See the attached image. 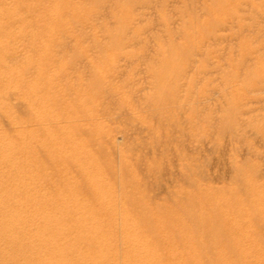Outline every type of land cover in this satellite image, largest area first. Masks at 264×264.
I'll use <instances>...</instances> for the list:
<instances>
[{
	"label": "rangeland",
	"instance_id": "1",
	"mask_svg": "<svg viewBox=\"0 0 264 264\" xmlns=\"http://www.w3.org/2000/svg\"><path fill=\"white\" fill-rule=\"evenodd\" d=\"M163 1L167 4H165ZM213 3L214 5H212ZM15 5H20V8L18 7L19 11L17 12H15V10H11V7L12 9H14L13 7ZM0 8L5 12H8L9 10L10 13H8L12 14L13 12L14 15V17L12 15L13 19L11 18L10 20L12 26L9 23L4 24V22L0 21V32L4 30V27L8 29L13 27L12 30L14 31V33L13 31H10L9 33L5 34V37L7 36V46L5 45L6 47L0 48V61L4 60V62H8V64L4 67H32L36 69L43 65L42 67L44 69L62 68V70L67 72V74L69 76H72V78L76 77L77 74L79 75V79L81 80L82 84L84 83V86L82 87L81 85V87H76L77 85H74V87L78 88L79 90L81 89L82 92H85V90L88 91L89 89L92 90L93 88L95 89L93 90L96 92L97 88H99L98 90H101V92L104 93L100 97L98 95L101 94L98 90L95 95H93V90L89 91V93L93 92V94L91 93L90 95L94 96V98L92 96L91 99L93 106L92 112L94 111V114L91 112L89 114L90 116H84L85 118L81 117V121L79 122V124L81 122L84 123H81L82 128L80 130L83 131L82 135H85L87 126L89 127V125L93 122V125L107 123L105 125H107L110 130L113 129V132L111 131L108 134V138H100V142H103V144L98 143L99 145L101 144L100 146L98 144H94L96 142H90L88 145L90 147H88L89 151L91 155L96 157V159L101 163L104 169L107 170L104 171H106L107 173L110 172L111 181L115 178L114 175L120 176L123 182L128 181L129 209L131 210V213L138 219L139 223H141L145 227H147L148 225L150 226L152 230L151 239L155 240L157 245L160 244L162 249L165 251L167 249H164V245L166 246V248L167 246L168 248H171L173 247L174 243H178L182 246V251L186 250L184 251V255H186V257L184 258H186V260H188L189 256L195 252L197 253V256L200 257V259H202L203 257L209 259L208 260L203 258V264H208L209 262L210 264H223L224 262L225 264H246V262L247 264H256L254 262L256 260L258 264H264V256H261L264 255V252H262L264 251V244H262L264 243V186H262L264 185V168H262L264 167V147H262L264 146L262 145L264 144V142H262L264 141V129H262L264 128V104H261V102L264 103V98H262V100L260 99L261 97H264V91H262L264 90L262 89L264 88V60H261L264 59V57H262L264 56V11H262L264 10V0H0ZM16 19H19L18 21L20 22L16 21ZM109 23L110 25H108ZM18 24L23 25V32L18 31ZM8 25H10L11 27ZM21 25L20 28H22ZM74 31L76 34L74 33ZM25 38H29V40H25ZM107 40L109 43L107 42ZM117 41L125 45V48L123 50L119 49V51H121L120 53H123L121 55L119 54V51H117L118 48H114V43H118ZM54 52L57 53L55 54ZM219 52L221 53L219 54ZM81 55L83 56L80 57ZM124 55L129 58L125 59ZM243 56L246 58H244ZM118 59L124 65L123 67L128 69H125V73L129 74L128 79L131 80H128L130 81V84L128 83V87H130L128 89V96L130 98L128 97L127 119V124L129 125L126 124V121L125 126L123 122L124 116L122 113L117 115V111L115 110L116 112L114 111V113L116 114L112 115V108L114 107L115 98L112 100V95L111 97H107L110 93L103 89L100 81L94 80L91 76L93 73H95V68L98 70H96V72H100L104 71L103 68L109 69L110 67L111 69H109L108 71L111 70L116 76H114L112 73L111 75H109L111 71L109 73L106 71L107 74L106 72H104L102 73V75L106 74L108 80H110L111 78H109V76H113L115 77V79L116 77L119 78L121 81H123L122 83H120L121 81H119V79H116L115 81L112 77L111 84L122 86L125 82L124 80L126 78V74H124V76H121L123 74L120 75V72H122L123 68H121L122 70L119 71V67H121L122 64ZM254 59L256 60V62ZM223 60L224 62L222 63ZM77 62H80L81 64H77ZM83 62L84 64H82ZM116 62L119 64H116ZM99 64L102 66H100ZM112 65L116 68L112 67ZM42 67L40 68L43 69ZM260 67L262 68L259 70L258 68ZM90 71H93V73H91ZM258 71H261L262 74ZM85 74H87L88 76H86ZM117 75L120 76L118 77ZM131 77L133 79H131ZM241 79L242 81H240ZM237 80L239 83L237 82ZM89 81L92 82L90 87L89 85H85V83L87 84ZM260 81L262 83H260ZM259 84L262 85L260 86ZM59 86L58 87L60 89L64 90V84H60ZM99 86H101L102 89ZM84 87H87L88 89H84ZM231 87L234 88L233 91ZM249 87H251L252 89ZM59 88L58 91L60 90ZM259 88L262 89V92H260ZM235 90H237V92ZM60 92L64 91L60 90ZM237 93H239V98H237ZM245 94L248 95L247 99ZM103 95H105L107 98L103 97ZM98 97L99 102L97 99ZM255 97H257V100L255 99ZM66 99H68L66 102H68L70 105L67 106L66 102L65 105L68 108L71 107L73 109L72 106L75 107V105H73L74 100H72V97L67 96ZM69 99L72 101H70ZM100 99H103L102 101L106 100L103 106V103H101L102 101ZM258 99L261 102L258 101ZM140 101H142V103ZM237 102L241 103V105ZM106 104H108V107L106 106ZM110 104H112L113 106H110ZM97 105L100 107H98ZM130 106L131 108L129 110ZM76 107L73 109L74 111H76L75 109H79V107ZM97 107L98 109L100 108L99 110H101L103 113L100 111V114L97 110ZM110 107L112 110L108 109ZM260 107L262 110H260ZM133 108L136 110H134ZM106 109L111 111V113L109 111H106L105 113L104 111ZM95 110L97 111L95 112ZM78 113L81 112L78 110ZM112 117H114V119H112ZM102 120L105 121V123H102ZM112 124H115L116 128L119 127V129L114 128L115 126L113 127ZM83 125L86 127L85 129H83ZM169 125L171 126L168 128ZM173 125L175 126V129H173ZM122 126L124 127L122 128ZM125 129H127L128 131H124ZM82 131H80V133ZM114 132L117 135H115ZM122 132L127 134L126 139L128 143L131 144H128V148H125L123 143L119 142L116 139V137L118 135H121ZM181 133L183 134V136H181ZM114 136L115 139H112V137L114 138ZM171 137L173 138V140L171 139ZM161 138L163 141H159ZM180 139L185 140V142L181 141ZM253 140L255 142H253ZM174 141H177L175 142L177 143L176 145ZM112 143L115 148L113 145H111ZM105 144H108L107 146L112 149L108 150V147L106 148ZM230 144L231 146H229ZM97 145L100 149H95ZM102 146H105V148H103ZM132 146L135 149H133ZM258 146L260 148H258ZM123 147L125 148V152H122ZM171 147H174L173 152ZM197 147L201 149L198 150ZM254 147L255 150L253 149ZM236 148L238 151L236 150ZM98 149L99 151H97ZM104 149L107 150L108 153H105L106 151L104 152ZM177 150L183 152V154L178 152ZM110 151L114 152V155H116L114 156ZM153 153L156 156H154ZM110 154L113 156L108 159V155L110 156ZM174 154L175 156H173ZM177 154H180V156L178 157ZM203 154L206 156H204ZM127 155L130 156L128 157ZM244 155L246 156L245 158ZM116 156L118 158H116ZM123 156H127V160H130L131 158L133 162L132 163L130 160V164V162H127L126 160V162L129 163L128 171L132 172L127 173L125 171V175L123 174L124 172L121 167L125 162V160L122 159ZM182 156L184 157V159H186L188 156L189 160L187 159V161L191 164H188L186 160H181L183 158ZM134 162L136 165L134 164ZM229 162H231L233 165ZM214 163L215 166L219 165L221 168L217 166L214 167ZM109 164L111 168H109ZM132 164L133 166H131ZM184 164L187 165V170L186 168H184ZM134 165L135 167L137 166V170ZM179 166L180 168H178ZM188 167L192 171H188ZM222 167H224V169ZM226 167L228 169L232 167V171L230 169L227 170ZM68 168L72 171H75V167L72 164L71 166L69 165ZM129 168H132L133 170H130ZM217 168L219 170H217ZM225 168L228 172L225 170ZM174 169H177V171H175ZM133 171H137V173H134ZM197 171L199 172V174ZM217 171L219 173H217ZM223 171L225 172V174ZM189 172H192L190 173L191 177L188 174ZM184 173L188 174L189 176H184ZM134 175L135 177H133ZM197 175L199 177H197ZM200 175H204L205 177H207L204 180V176L201 177ZM215 175L217 178L215 177ZM247 176H249L250 178ZM136 177L139 183L138 181H134L136 180ZM232 177L234 180L232 179ZM78 179L81 180L80 183H78L79 180L77 182V187L80 184L78 189L82 192H85L87 190L86 185L82 184L84 182L82 181L81 177H78ZM226 180L228 181L226 182ZM113 181L114 183L116 182V184L118 182L116 180ZM135 182L138 184H136ZM171 183L173 184V186ZM134 185L136 187L135 189H132ZM168 185L170 186L168 187ZM82 187L86 189L83 190ZM138 189H142L141 192L138 191ZM137 193H141V195H137ZM204 200L206 201V205L204 204ZM227 203H230L229 207L232 208L228 209V206H225ZM239 205L241 206L243 211L240 209ZM246 206L248 210L250 209L249 212L251 215H249L251 217H247L249 216V212ZM187 208L189 209L187 210ZM145 209L146 211H144ZM231 209L233 210L231 211ZM185 210L187 211V213H185ZM188 211L190 212V214L192 212V214L195 215H190ZM197 211L200 212L198 213ZM160 213H162L163 216ZM186 214L188 215V219L185 220L186 216L184 215ZM228 215H230V217ZM243 215L246 216L245 219H243ZM152 216H156L154 218L157 219H153ZM173 216L177 217L173 218ZM178 216L183 221L178 218ZM227 216L229 218H226ZM169 217L170 219H168ZM224 217L226 218L225 221ZM237 217H240L241 221L243 222H245L246 220V224L252 226V228L247 226L242 237L244 240L241 239L240 242L238 241L239 243L235 241V238L233 239V236L235 235L237 230L235 229L234 231V229L232 228L235 225H238L236 221ZM158 218L161 220H164L166 218L169 221L166 220L162 221L161 223V220H158ZM209 220H211L213 223ZM156 222H158V225L161 226L160 229L157 228L158 225L155 226ZM175 222L177 223V227L175 225ZM224 222H228L230 226L228 223L227 226V224ZM161 224H163L164 228L166 229H164ZM252 224H256V226ZM166 225H168V227ZM180 226H184V228H181ZM236 226L235 228H237ZM169 228L170 230H168ZM180 228L181 231L184 230L182 231L183 233H180ZM256 228L259 229L257 230ZM252 231H254L255 234ZM158 232L160 233V235ZM238 232H240V230ZM172 233H174V235H172ZM173 236H175L176 238ZM162 239H164L167 244H165V242L163 243L164 240ZM215 239L216 241H214ZM170 240L172 245L169 242ZM168 242L171 246L168 245ZM249 242L255 243L250 244ZM199 243L201 244V246ZM208 245L211 246L213 251L215 248V251H212V253L214 254H211V257L210 255H208V252L209 254L211 253V250L209 251L210 248H208L210 246ZM217 245L219 247V252L218 248L216 247ZM185 246H187V248ZM235 248L240 250H235ZM249 248L253 250H250ZM169 250L170 249H168V251ZM254 250H256L259 256L256 254V252L254 256ZM198 251H201L200 254H198ZM238 251L239 253L241 252L244 255L240 256L238 254ZM205 252H207V255ZM232 252L234 253L231 254ZM233 255L234 257L237 255V258H234ZM213 257L215 260H213ZM206 260H208L209 262H205ZM235 260L237 263L235 262Z\"/></svg>",
	"mask_w": 264,
	"mask_h": 264
},
{
	"label": "bare ground",
	"instance_id": "2",
	"mask_svg": "<svg viewBox=\"0 0 264 264\" xmlns=\"http://www.w3.org/2000/svg\"><path fill=\"white\" fill-rule=\"evenodd\" d=\"M83 1V0H82ZM140 1V0H139ZM174 1V0H173ZM232 1V0H231ZM262 1V0H261ZM164 2V1H163ZM191 2V1H190ZM17 3V2H16ZM165 3V2H164ZM193 3V2H192ZM211 3V2H210ZM262 3V2H261ZM19 4V3H18ZM53 4V3H52ZM86 4V2H85ZM167 4V3H165ZM260 4V3H259ZM50 5V4H49ZM93 5V4H92ZM95 5V4H94ZM141 5V4H140ZM153 5V4H152ZM214 5V3L212 4ZM14 6L11 10H15V12L19 11V7ZM129 6V5H128ZM171 6V5H170ZM200 6V5H199ZM241 6V5H240ZM5 7V6H4ZM19 7V8H18ZM81 7V6H80ZM101 7V6H100ZM215 7V6H214ZM213 7V8H214ZM242 7V6H241ZM259 7V6H258ZM8 8V7H6ZM108 8V7H107ZM187 8V7H186ZM203 8V7H202ZM1 9V8H0ZM154 9V8H153ZM194 9V8H193ZM215 9V8H214ZM95 10V9H94ZM102 11V9H101ZM199 11V10H198ZM226 11V10H225ZM229 11V10H228ZM231 11V10H230ZM264 11V10H262ZM10 13V11L8 10ZM8 12L0 10V21L4 22V24H10L11 18L13 19L14 15L9 14ZM93 12V11H92ZM114 12V11H113ZM162 12V11H160ZM220 12V11H219ZM253 12V11H252ZM21 13V12H20ZM87 13V12H86ZM115 13V12H114ZM182 13V11H181ZM206 13V12H205ZM242 13V12H241ZM18 14V13H17ZM22 14V13H21ZM85 14V13H84ZM107 14V13H106ZM110 14V13H109ZM185 14V13H184ZM232 14V13H231ZM13 15V17H12ZM20 15V14H19ZM18 15V16H19ZM24 15V14H23ZM87 15V14H86ZM85 15V16H86ZM25 16V15H24ZM109 16V15H108ZM196 16V15H195ZM198 16V14H197ZM235 16V15H234ZM246 16V15H245ZM20 17V16H19ZM89 17V16H88ZM128 17V16H127ZM244 17V16H243ZM23 18V17H22ZM21 18V19H22ZM80 18V16H79ZM95 18V17H93ZM141 18V17H140ZM169 18V17H168ZM223 18V17H222ZM231 18V17H229ZM239 18V17H238ZM155 19V17H154ZM15 20V19H14ZM19 20V19H18ZM16 19V21H18ZM67 20V19H66ZM80 20V19H79ZM107 20V19H106ZM161 20V19H160ZM173 20V19H172ZM198 20V19H197ZM214 20V19H213ZM219 20V19H218ZM58 21V20H57ZM99 21V20H98ZM129 21V20H128ZM209 21V20H208ZM261 21V20H260ZM20 22V21H18ZM17 22V23H18ZM89 22V21H88ZM94 22V21H93ZM126 22V21H125ZM139 22V21H138ZM173 22V21H172ZM216 22V21H215ZM241 22V21H240ZM15 23V22H14ZM13 23V24H14ZM54 23V22H53ZM87 23V22H86ZM136 23V22H135ZM155 23V22H154ZM174 23V22H173ZM210 23V22H209ZM61 24V23H60ZM141 24V23H140ZM8 25V26H10ZM21 25V24H20ZM18 24L17 29L19 32H23V25L20 28ZM99 25V24H98ZM97 25V26H98ZM110 25V23L108 24ZM107 25V26H108ZM114 25V24H113ZM121 25V24H120ZM169 25V24H168ZM213 25V24H212ZM231 25V24H229ZM10 26V27H11ZM96 26V25H95ZM138 26V25H137ZM234 26V25H233ZM16 27V26H15ZM19 27V28H18ZM59 27V26H58ZM61 27V26H60ZM88 27V26H87ZM163 27V26H161ZM217 27V26H216ZM226 27V26H225ZM77 28V27H76ZM91 28V27H90ZM111 28V27H110ZM0 33V48H4L7 46V36L5 37L6 33L13 31V27L3 28ZM6 29V30H5ZM16 29V30H17ZM104 29V28H103ZM165 29V28H164ZM217 29V28H216ZM222 29V28H221ZM83 30V29H81ZM80 30V31H81ZM99 30V29H98ZM163 30V29H162ZM166 30V29H165ZM179 30V29H177ZM219 30V29H218ZM158 31V30H157ZM17 32V31H16ZM78 32V31H77ZM98 32V31H97ZM102 32V31H101ZM206 32V31H205ZM259 32V31H258ZM14 33V31H13ZM60 33V32H59ZM75 33V31H74ZM79 33V32H78ZM77 33V34H78ZM103 33V32H102ZM106 33V32H105ZM143 33V30H142ZM172 33V32H171ZM229 33V32H228ZM227 33V34H228ZM3 34V35H2ZM24 34V33H22ZM70 34V33H69ZM76 34V33H75ZM206 34V33H205ZM221 34V33H220ZM261 34V33H260ZM20 35V34H19ZM80 35V34H79ZM83 35V34H82ZM100 35V34H99ZM168 36V35H167ZM172 36V35H171ZM80 37V36H79ZM101 37V36H100ZM157 37V36H156ZM120 38V37H119ZM132 38V37H131ZM135 38V37H134ZM214 38V37H213ZM54 39V38H53ZM165 39V38H164ZM184 39V37H183ZM223 39V38H222ZM25 40H29V38H25ZM31 40V39H30ZM83 40V39H82ZM100 40V38H99ZM103 40V38H102ZM137 40V39H136ZM159 40V39H158ZM186 40V39H185ZM208 40V39H207ZM232 40V39H231ZM78 41V40H77ZM76 41V42H77ZM106 41V40H104ZM166 41V40H165ZM72 42V41H71ZM108 42V40H107ZM118 42V41H117ZM226 42V40H225ZM246 42V41H244ZM254 42V41H253ZM60 43V42H59ZM91 43V41H90ZM109 43V42H108ZM116 43V42H115ZM114 43V48H118L117 51L123 50L125 45L121 43ZM188 43V42H187ZM234 43V42H233ZM238 43V42H237ZM51 44V43H50ZM83 44V43H82ZM146 44V43H144ZM198 44V43H197ZM206 44V43H205ZM211 44V43H210ZM220 44V43H219ZM6 45V46H5ZM59 45V44H58ZM88 45V44H87ZM102 45V44H101ZM237 45V44H236ZM3 46V47H2ZM76 46V45H75ZM176 46V45H175ZM205 46V45H204ZM220 46V45H219ZM225 46V45H224ZM241 46V45H240ZM64 47V46H63ZM71 47V46H70ZM164 47V46H163ZM226 47V46H225ZM78 48V47H77ZM113 48V49H114ZM205 48V47H204ZM212 48V47H211ZM228 48V47H227ZM253 48V47H252ZM144 49V48H142ZM179 49V48H178ZM26 50V49H24ZM59 50V49H58ZM69 50V49H68ZM116 50V49H115ZM195 50V49H194ZM208 50V49H207ZM214 50V49H213ZM218 50V49H217ZM248 50V49H247ZM72 51V50H71ZM77 51V50H76ZM255 51V50H254ZM60 52V51H59ZM119 54H123L120 53ZM137 52V51H136ZM165 52V51H164ZM180 52V51H179ZM225 52V51H224ZM244 52V51H243ZM55 53V52H54ZM57 53V52H56ZM55 53V54H56ZM63 53V52H62ZM92 53V52H91ZM201 53V52H200ZM221 52H219L220 54ZM226 53V52H225ZM127 54V53H125ZM153 54V53H152ZM229 54V53H228ZM242 54V53H241ZM50 55V54H49ZM48 55V56H49ZM68 55V54H67ZM145 55V54H144ZM217 55V54H216ZM234 55V54H233ZM247 55V54H246ZM245 55V56H246ZM55 56V55H53ZM81 55L80 57H82ZM119 56V55H118ZM117 56V57H118ZM125 56V55H124ZM186 56V55H185ZM249 56V55H247ZM253 56V55H252ZM42 57V56H41ZM75 57V56H74ZM94 57V56H93ZM234 57V56H233ZM244 57V56H243ZM250 57V56H249ZM264 57V56H262ZM261 57V58H262ZM57 58V57H56ZM129 58L125 56V59ZM218 58V57H217ZM246 58V57H244ZM251 58V57H250ZM255 58V57H254ZM257 58V57H256ZM260 58V57H259ZM71 59V58H70ZM94 59V58H93ZM116 59V58H115ZM114 59V60H115ZM190 59V58H189ZM206 59V58H205ZM238 59V58H237ZM59 60V59H58ZM75 60V59H74ZM119 60V59H118ZM129 60V59H128ZM141 60V59H140ZM222 60V59H221ZM229 60V59H228ZM250 60V59H249ZM252 60V59H251ZM255 60V59H254ZM264 60V59H261ZM66 61V60H65ZM78 61V60H77ZM104 61V60H103ZM107 61V60H105ZM117 61V60H116ZM120 61V60H119ZM242 61V60H241ZM44 62V61H43ZM96 62V61H95ZM121 62V61H120ZM178 62V61H177ZM221 62V61H220ZM224 60L222 61V63ZM256 62V60H255ZM62 63V62H61ZM94 63V61H93ZM100 63V62H99ZM128 63V62H127ZM126 63V64H127ZM244 63V62H243ZM8 64V62L0 61V264H203V257L197 256V253H192L189 256V259L186 260V255H184V251H182V246L178 243H174L173 247H169L164 245L163 250L162 247L157 245L155 240L151 239L152 230L150 226L147 227L143 226L139 223L138 219L131 213L129 209L128 203V181L123 182L120 176H115L114 179L118 181L117 184L114 181H111L110 172L107 173L106 169L101 165V163L91 155L89 151V143L96 142L94 144L102 143L100 142L101 137H109L108 134L113 129L110 130L108 128L107 123L102 120V123L105 124H97L93 125L89 122V127L87 128L84 126L83 129L86 128V136L82 135L83 131L80 130L82 128L81 117L85 118L84 116H90L89 114L92 112V96L95 95L96 92H90L91 89L85 92H82L81 89L79 90L76 87L84 86L81 80L79 79V75L77 74L76 77L72 78L69 76L67 72L59 68H50V69H43L39 68H18V67H4ZM29 64V63H28ZM50 64V63H49ZM54 64V63H53ZM57 64V63H56ZM66 64V63H65ZM69 64V63H68ZM67 64V66H68ZM76 64V63H75ZM74 64V65H75ZM77 64H81L77 62ZM76 64V65H77ZM84 64V62L82 63ZM88 64V63H87ZM113 64V63H112ZM116 64H119L116 62ZM122 64V62H121ZM231 64V63H230ZM55 65V64H54ZM70 65V64H69ZM92 65V64H91ZM100 65V64H99ZM114 65V64H113ZM112 65V67H114ZM131 65V64H130ZM260 65V64H258ZM45 66V65H44ZM94 66V65H93ZM92 66V68H93ZM102 66V65H100ZM105 66V65H104ZM116 66V65H115ZM122 64L119 71L121 76L125 75V82L120 87L119 85L111 84V78L113 76H109L110 80L107 78L108 68H103L104 71L96 72V68L93 71L91 76L94 80H98L101 83V86L104 90L108 91L107 97H112V100L115 98V103L113 109V114L115 115L114 111H117V115L122 113L124 116V126L125 122L128 119V83L131 81L128 79V73H125V67ZM143 66V65H142ZM195 66V65H194ZM232 66V65H231ZM71 67V66H70ZM128 67V66H127ZM248 67V66H247ZM256 67V66H255ZM74 68V67H72ZM91 68V69H92ZM116 68V67H114ZM230 68V67H229ZM232 68V67H231ZM236 68V67H235ZM262 67L258 68L259 70ZM114 70V69H112ZM128 70V69H127ZM150 70V69H149ZM194 70V69H193ZM226 70V69H225ZM80 71V70H79ZM98 71V70H97ZM107 71V72H106ZM118 71V72H119ZM132 71V70H131ZM220 71V70H219ZM106 72V74L102 75V73ZM117 72V74H118ZM240 72V71H239ZM261 73V71H258ZM90 73V74H91ZM114 75V73L111 71ZM157 73V72H156ZM215 74V73H214ZM258 74V73H257ZM262 74V73H261ZM259 74V75H261ZM88 76L87 74H85ZM120 75H117L118 77ZM116 76V75H114ZM136 76V75H135ZM245 76V75H244ZM81 77V76H80ZM260 77V76H259ZM114 80L119 79L113 77ZM212 78V77H211ZM131 79H133L131 77ZM130 80V81H128ZM166 80V79H165ZM220 80V79H219ZM119 81H121L119 79ZM218 81V80H217ZM242 81V79L240 80ZM253 81V80H252ZM121 81L120 83H122ZM238 82V80H237ZM254 82V81H253ZM117 83V82H116ZM119 83V84H120ZM239 83V82H238ZM255 83V82H254ZM260 83H262L260 81ZM64 84L65 88L60 89L59 85ZM92 82H88L85 85H90ZM130 84V83H129ZM137 84V83H136ZM166 84V83H165ZM193 84V83H192ZM74 85H77L74 87ZM185 85V84H184ZM239 85V84H238ZM254 85V84H253ZM260 85V84H259ZM262 85V84H261ZM260 85V86H261ZM59 86V87H58ZM63 86V87H64ZM99 86V87H101ZM132 86V85H131ZM227 86V85H226ZM250 86V85H249ZM98 87V86H97ZM101 87V89H102ZM221 87V86H220ZM256 87V86H254ZM58 88L60 90L58 91ZM87 88V87H86ZM84 87V89H86ZM132 88V87H131ZM147 88V87H146ZM145 88V89H146ZM183 88V87H182ZM207 88V87H206ZM232 88V87H231ZM230 88V89H231ZM251 88V87H249ZM83 89V88H82ZM88 89V88H87ZM133 89V88H132ZM163 89V88H162ZM186 89V88H185ZM240 89V88H239ZM243 89V88H242ZM252 89V88H251ZM255 89V88H254ZM257 89V88H256ZM264 89V88H262ZM259 88L260 92L264 91ZM91 90V91H92ZM134 90V89H133ZM207 90V89H206ZM223 90V89H222ZM234 88H232V91ZM241 90V89H240ZM262 90V91H261ZM99 91V90H98ZM132 91V90H131ZM199 91V90H198ZM237 92V90H235ZM247 91V90H246ZM60 92V94H59ZM102 96L104 94L99 91ZM146 92V91H145ZM196 92V91H195ZM194 92V94H195ZM241 92V91H240ZM252 92V91H251ZM259 92V94H260ZM93 94L92 96L90 94ZM151 93V92H150ZM249 93V92H248ZM99 94V93H97ZM156 94V93H154ZM162 94V93H161ZM235 94V93H234ZM233 94V95H234ZM257 94V93H256ZM255 94V95H256ZM258 94V95H259ZM71 96L72 100H74L75 107H79L78 110L73 109L67 106L70 105L66 102L68 99L67 96ZM136 95V94H135ZM203 95V94H202ZM239 93H237V98ZM246 95V94H245ZM115 96V97H114ZM138 96V95H137ZM143 96V95H142ZM141 96V97H142ZM214 96V95H213ZM218 96V95H217ZM216 96V97H217ZM242 96V93H241ZM240 96V97H241ZM103 97H106L103 95ZM106 97V98H107ZM117 97V99H116ZM236 97V96H235ZM248 95H246L247 99ZM260 97V96H258ZM70 98V97H69ZM94 98V96H93ZM103 98V99H106ZM130 98V97H129ZM234 98V97H233ZM245 98V97H244ZM257 97H255L256 99ZM261 97L260 99L262 100ZM71 99V98H70ZM69 99V100H70ZM99 102V97L97 98ZM102 99V100H103ZM134 99V98H133ZM149 99V98H148ZM243 99V97H242ZM245 99V100H246ZM249 99V98H248ZM254 99V98H253ZM70 100V101H72ZM101 100V99H100ZM101 100V101H102ZM139 100V99H138ZM142 100V98H141ZM144 100V99H143ZM200 100V99H199ZM222 100V99H221ZM238 100V99H237ZM250 100V99H249ZM252 100V99H251ZM257 100V99H256ZM255 100V101H256ZM106 101V100H105ZM101 103L102 106L104 102ZM130 101V100H129ZM182 101V100H181ZM258 101H260L258 99ZM65 102L67 103L65 105ZM142 103V101H140ZM154 102V101H152ZM186 102V101H185ZM188 102V101H187ZM221 102V101H220ZM249 102V101H247ZM252 102V101H251ZM261 102V101H260ZM254 102V103H260ZM95 103V102H94ZM109 103V102H107ZM132 103V102H130ZM136 103V102H135ZM238 103V102H237ZM245 103V102H244ZM99 104V103H97ZM113 104V103H112ZM110 104V106L112 105ZM196 104V103H195ZM212 104V103H211ZM241 105V103H238ZM261 104H264L261 102ZM101 105V104H99ZM96 106V105H95ZM98 106V105H97ZM108 107V104H106ZM105 106V108H106ZM113 106V105H112ZM168 106V104H167ZM171 106V105H170ZM187 106V105H186ZM259 106V105H258ZM262 106V105H261ZM76 107V108H77ZM100 107V106H98ZM97 107V110L100 111ZM144 107V105H143ZM149 107V106H147ZM131 106L129 107L130 110ZM142 108V107H141ZM102 109V107H101ZM109 110L111 109L108 108ZM111 109V110H112ZM134 109V108H133ZM140 109V108H139ZM147 109V108H146ZM145 109V110H146ZM163 109V108H162ZM188 109V108H187ZM95 110V112L97 111ZM105 110L104 112L106 113ZM136 110V109H134ZM260 110L261 107H260ZM115 111V112H116ZM133 111V110H132ZM143 111V110H142ZM176 111V110H175ZM102 112V111H101ZM111 113V111H109ZM131 112V111H130ZM129 112V113H130ZM153 112V111H152ZM169 112V111H168ZM182 112V111H181ZM192 112V111H191ZM241 112V111H240ZM94 114V111L92 112ZM103 113V112H102ZM109 113V114H110ZM171 113V111H170ZM255 113V112H254ZM97 114V113H96ZM101 114V113H100ZM121 114V115H122ZM133 114V113H132ZM137 114V113H134ZM140 114V113H139ZM104 115V114H103ZM131 115V114H130ZM167 115V114H166ZM182 115V114H181ZM219 115V114H218ZM98 116V115H97ZM96 116V117H97ZM158 116V115H157ZM168 116V115H167ZM239 116V115H238ZM111 117V116H110ZM116 117V116H115ZM138 117V115H137ZM171 117V116H170ZM92 118V117H90ZM103 118V117H102ZM109 118V117H108ZM165 118V117H164ZM172 118V117H171ZM185 118V117H184ZM200 118V117H199ZM222 118V117H221ZM97 119V118H95ZM107 119V117H106ZM114 119V117H112ZM116 119V118H115ZM134 119V118H133ZM143 119V118H142ZM214 119V118H213ZM261 119V118H260ZM85 120V119H84ZM88 120V119H86ZM111 120V119H109ZM136 120V119H135ZM138 120V119H137ZM140 120V119H139ZM178 120V119H177ZM96 121V120H95ZM99 121V120H98ZM175 121V119H174ZM101 122V121H100ZM99 122V123H100ZM107 122V121H106ZM112 122V121H111ZM146 122V121H145ZM205 122V121H204ZM96 123V122H95ZM121 123V122H119ZM128 121L126 122V124ZM144 123V122H143ZM160 123V122H159ZM173 123V122H172ZM86 124V123H85ZM169 124V123H168ZM205 124V123H204ZM113 125V124H112ZM122 125V124H121ZM129 125V124H127ZM126 125V126H127ZM241 125V124H240ZM92 126V127H90ZM115 124L113 125V127ZM120 126V125H119ZM122 126V128L124 127ZM154 126V125H153ZM152 126V127H153ZM171 125L168 126V128ZM184 126V125H183ZM162 127V126H161ZM167 127V126H166ZM173 129L175 126L173 125ZM116 128V126L114 127ZM119 129V127H117ZM116 128V129H117ZM121 128V129H122ZM126 128V127H125ZM157 128V127H156ZM209 128V126H208ZM154 129V128H153ZM182 129V128H181ZM264 129V128H262ZM123 130V129H122ZM130 130V129H129ZM157 130V129H156ZM166 130V129H165ZM169 130V129H168ZM177 130V129H176ZM80 131H82L80 133ZM121 131V130H119ZM124 131H128L125 129ZM171 131V130H170ZM174 131V130H173ZM251 131V130H250ZM249 131V132H250ZM257 131V130H256ZM260 131V130H259ZM143 132V131H142ZM160 132V131H159ZM179 132V131H178ZM214 132V131H213ZM252 132V131H251ZM258 132V131H257ZM129 133V132H128ZM150 133V132H149ZM168 133V132H167ZM172 133V132H171ZM226 133V132H225ZM234 133V132H233ZM240 133V131H239ZM115 134V132H114ZM179 134V133H178ZM182 134V133H181ZM180 134V135H181ZM117 135V134H115ZM170 135V134H168ZM173 135V134H172ZM185 135V133H184ZM210 135V134H209ZM217 135V134H216ZM113 136V135H112ZM153 136V134H152ZM159 136V135H158ZM183 136V134L181 135ZM187 136V135H186ZM185 136V140H186ZM227 136V135H226ZM240 136V135H239ZM111 137V136H110ZM174 137V136H173ZM127 134L122 132L121 135H118L116 139L119 142H122L125 148H128V141H127ZM147 138V137H143ZM154 138V137H153ZM177 138V137H176ZM194 138V137H193ZM227 138V137H226ZM233 138V137H232ZM112 139H115L112 137ZM173 140V138L171 137ZM244 139V138H243ZM250 139V138H249ZM258 139V138H257ZM108 140V139H107ZM111 140V138H110ZM162 138L159 140L161 141ZM181 141L185 142V140L180 139ZM179 140V141H180ZM226 140V139H225ZM229 140V139H228ZM256 140V139H255ZM117 141V142H118ZM137 141V140H136ZM156 141V140H155ZM163 141V140H162ZM171 141V140H170ZM236 141V140H235ZM260 141V140H259ZM262 141V140H261ZM109 142V141H108ZM177 141H174V143ZM182 142V144H183ZM225 142V141H224ZM253 142H255L253 140ZM257 142V141H256ZM264 142V141H262ZM105 143V142H104ZM180 143V142H178ZM192 143V142H190ZM215 143V141H214ZM227 143V141H226ZM246 143V142H244ZM116 144V143H115ZM121 144V143H120ZM172 144V143H171ZM177 143H175L176 145ZM236 144V143H235ZM239 144V142H238ZM262 144V143H260ZM99 145V144H98ZM95 148H99V145ZM106 148L108 144H105ZM113 145V143L111 144ZM131 145V144H130ZM156 145V144H155ZM189 145V144H188ZM197 145V144H196ZM256 145V144H255ZM264 145V144H262ZM114 146V145H113ZM172 146V145H171ZM194 146V145H193ZM210 146V145H209ZM231 146V144L229 145ZM89 147V148H88ZM103 147V146H102ZM122 147V146H121ZM119 147V148H121ZM123 147L122 152H125V148ZM156 147V146H155ZM159 147V146H158ZM178 147V146H177ZM176 147V148H177ZM180 147V145H179ZM178 147V148H179ZM182 147V146H181ZM212 147V146H211ZM227 147V145H226ZM241 147V146H240ZM264 147V146H262ZM261 147V148H262ZM105 148V146L103 147ZM101 148V149H103ZM115 148V146H114ZM113 148V150H114ZM133 148V146H132ZM172 148V147H171ZM185 148V147H184ZM191 148V147H190ZM198 148V147H197ZM258 148H260L258 146ZM100 149V148H99ZM99 149L97 151H99ZM108 150L112 148H107ZM135 149V148H133ZM142 149V148H141ZM170 149V148H169ZM174 147L172 148L173 152ZM201 149V148H200ZM198 148V150H200ZM247 149V148H246ZM255 150V147L253 148ZM257 149V148H256ZM94 150V149H92ZM168 150V149H167ZM181 150V149H180ZM220 150V149H217ZM233 150V149H231ZM230 150V151H231ZM237 150V148H236ZM259 150V149H258ZM96 151V152H97ZM102 151V150H101ZM106 151V152H105ZM117 151V150H116ZM143 151V150H142ZM146 151V150H145ZM178 151V150H177ZM238 151V150H237ZM240 151V150H239ZM94 152V151H93ZM105 153H108L107 150L104 149ZM112 152V151H110ZM130 152V151H129ZM140 152V151H139ZM154 152V151H153ZM183 154V152L178 151ZM201 152V151H199ZM223 152V151H222ZM233 152V151H232ZM236 152V151H235ZM259 152V151H258ZM98 153V152H97ZM102 153V152H101ZM209 153V151H208ZM224 153V152H223ZM256 153V152H255ZM262 153V152H261ZM111 154L114 155V152ZM108 155V159L111 158L113 155ZM130 154V153H129ZM148 154V153H147ZM154 154V153H153ZM181 154V155H182ZM192 154V153H191ZM214 154V152H213ZM219 154V153H218ZM227 154V153H226ZM249 154V153H248ZM107 155V154H106ZM116 155V154H115ZM114 155V156H115ZM149 155V154H148ZM169 155V154H168ZM204 155V154H203ZM222 155V154H221ZM257 155V154H256ZM97 156V155H95ZM100 156V154H99ZM118 156V153H117ZM116 156V158H118ZM128 156V155H127ZM122 157L125 162L121 166L123 169V174L130 172L128 171V161L130 160L128 157ZM137 156V155H136ZM142 156V155H141ZM154 156H156L154 154ZM158 156V155H157ZM163 156V155H162ZM175 156V154L173 155ZM179 157L180 154H177ZM184 156V155H183ZM182 156V157H183ZM194 156V155H193ZM198 156V155H197ZM206 156V155H204ZM148 157V156H147ZM164 157V156H163ZM171 157V156H170ZM181 157V158H182ZM215 157V156H214ZM225 157V156H224ZM223 157V158H224ZM246 156L244 155V158ZM255 157V156H254ZM260 157V156H258ZM115 158V159H116ZM121 158V156H120ZM125 158V159H124ZM174 158V157H173ZM190 158V157H189ZM234 158V157H233ZM252 158V157H251ZM103 159V158H102ZM107 159V160H108ZM147 159V158H146ZM162 159V158H161ZM176 159V158H175ZM186 159L184 157L181 160ZM221 159V158H220ZM253 159V158H252ZM127 160V162H126ZM172 160V159H171ZM179 160V159H178ZM189 160V159H188ZM198 160V159H197ZM203 160V158H202ZM205 160V159H204ZM226 160V159H225ZM250 160V159H249ZM103 161V160H102ZM122 161V160H121ZM180 161V160H179ZM194 161V160H193ZM212 161V160H211ZM215 161V158H214ZM218 161V159H217ZM222 161V160H221ZM219 161V162H221ZM259 161V160H258ZM257 161V162H258ZM106 162V161H104ZM132 162V160H131ZM130 162V164H131ZM148 162V161H147ZM152 162V161H151ZM167 162V161H166ZM183 162V161H182ZM196 162V160H195ZM223 162V161H222ZM226 162V161H225ZM249 162V161H248ZM114 163V162H113ZM133 163V162H132ZM156 163V162H155ZM175 163V162H174ZM173 163V164H174ZM199 163V162H198ZM201 163V162H200ZM231 163V162H229ZM261 163V162H260ZM74 165L75 171L70 170L68 167ZM111 164V163H110ZM109 164V168L110 167ZM135 164V162H134ZM147 164V163H146ZM182 164V163H181ZM188 164H191L188 162ZM206 164V163H204ZM217 164V163H216ZM223 164V163H221ZM232 164V163H231ZM243 164V163H242ZM118 165V164H117ZM136 165V164H135ZM134 165V167H135ZM175 165V164H174ZM172 165V166H174ZM183 165V164H182ZM226 165V164H225ZM230 165V164H229ZM233 165V164H232ZM133 166V164L131 165ZM170 166V165H169ZM176 166V165H175ZM178 166V165H177ZM181 166V165H180ZM180 166L178 168H180ZM203 166V165H202ZM217 166V165H216ZM215 163H214V167ZM223 166V165H222ZM228 166V165H227ZM231 166V165H230ZM73 167V166H72ZM137 167V166H136ZM135 167V168H136ZM160 167V166H159ZM190 167V166H189ZM188 167V171L191 170ZM197 167V166H196ZM199 167V166H198ZM207 167V166H206ZM217 167H220L219 165ZM229 167V166H228ZM115 168V167H114ZM113 168V169H114ZM140 168V167H139ZM156 168V167H155ZM184 168L187 170V165L184 164ZM194 168V167H193ZM221 168V167H220ZM224 169V167H222ZM227 168V167H226ZM225 168V170H226ZM264 168V167H262ZM120 169V168H119ZM118 169V170H119ZM130 169V168H129ZM170 169V168H169ZM199 169V168H198ZM222 169V170H223ZM230 170L232 169L229 168ZM227 168V170H229ZM234 169V167H233ZM106 170V171H104ZM117 170V169H116ZM130 170H133L132 168ZM137 170V168H136ZM177 171V169H174ZM196 170V169H195ZM207 170V169H206ZM212 170V168H211ZM217 170H219L217 168ZM226 170V171H227ZM240 170V169H239ZM121 171V170H120ZM126 171V172H125ZM172 171V170H171ZM187 171V172H188ZM192 171V170H191ZM232 171V170H231ZM132 172V171H131ZM130 172V173H131ZM137 173V171H133ZM141 172V171H140ZM159 172V171H158ZM173 172V171H172ZM198 172V171H197ZM206 172V171H205ZM224 172V171H223ZM228 172V171H227ZM234 172V171H233ZM129 173V174H130ZM133 173V174H134ZM192 172L188 174L191 177ZM196 173V172H195ZM213 173V172H211ZM216 173V172H214ZM217 173H219L217 171ZM222 173V171H221ZM159 174V173H158ZM163 174V172H162ZM188 174L184 173V176ZM199 174V172H198ZM225 174V172H224ZM228 174V173H227ZM249 174V173H247ZM137 175V174H135ZM135 175L133 177H135ZM188 175V176H189ZM193 175V174H192ZM229 175V174H228ZM251 175V174H250ZM260 175V174H259ZM132 176V174H131ZM154 176V175H153ZM170 176V175H169ZM176 176V175H175ZM201 177L204 175H200ZM209 176V175H208ZM232 176V175H231ZM230 176V177H231ZM86 185L87 190L82 192L77 187V182L80 183V179ZM112 177V176H111ZM117 177V178H116ZM138 177V176H137ZM136 177V180L138 181ZM185 177V178H186ZM194 177V176H193ZM197 177H199L197 175ZM207 177V176H206ZM205 176L203 179L205 180ZM216 177V175H215ZM249 177V176H247ZM257 177V176H256ZM262 177V176H261ZM128 178V176H127ZM210 178V177H208ZM217 178V177H216ZM250 178V177H249ZM260 178V177H259ZM134 179V178H133ZM189 179V178H188ZM202 179V180H203ZM222 179V178H220ZM229 179V178H228ZM233 179V177H232ZM178 180V179H177ZM201 180V179H200ZM203 180V181H204ZM208 180V179H207ZM211 180V179H210ZM234 180V179H233ZM154 181V180H153ZM224 181V180H223ZM228 180H226L227 182ZM193 182V181H192ZM207 182V181H206ZM212 182V181H211ZM222 182V181H219ZM136 183V182H135ZM139 183V181H138ZM136 183V184H138ZM168 183V182H167ZM178 183V182H177ZM231 183V182H230ZM141 184V183H140ZM166 184V183H165ZM172 184V183H171ZM176 184V183H175ZM185 184V183H184ZM191 184V183H190ZM83 186V185H82ZM170 185H168L169 187ZM173 186V184H172ZM191 186V185H190ZM264 186V185H262ZM81 187V186H80ZM84 187V186H83ZM82 187V188H83ZM132 187V189H135ZM157 187V186H156ZM182 187V186H181ZM86 188H83L86 189ZM138 188V185H137ZM136 188V189H137ZM141 188V187H140ZM180 188V186H179ZM145 189V188H144ZM167 189V188H166ZM195 189V188H194ZM142 190V189H141ZM140 189L138 191L141 192ZM146 190V189H145ZM179 190V189H178ZM135 191V190H133ZM159 191V190H158ZM166 194V193H165ZM255 194V193H254ZM137 195H141L137 193ZM172 197V196H171ZM170 197V198H171ZM245 197V196H244ZM227 198V197H226ZM133 199V198H132ZM131 199V200H132ZM205 199V198H204ZM223 199V198H222ZM144 200V199H143ZM134 201V200H133ZM147 202V201H146ZM206 201L204 200V204ZM134 203V202H133ZM137 203V202H135ZM141 203V202H140ZM201 203V202H200ZM139 204V203H138ZM137 204V205H138ZM230 203H227L225 206H228V209L232 208L229 207ZM135 205V204H134ZM148 205V204H147ZM166 205V204H165ZM195 205V204H194ZM172 206V205H171ZM240 206V205H239ZM244 206V205H243ZM136 207V206H135ZM170 207V206H169ZM203 207V206H202ZM245 207V206H244ZM186 208V207H185ZM247 208V206H246ZM189 208H187L188 210ZM234 209V208H233ZM231 209V211L233 210ZM240 209L242 210L241 206ZM239 209V210H240ZM152 210V209H151ZM155 210V209H153ZM201 210V209H200ZM207 210V208H206ZM205 210V211H206ZM248 210V208H247ZM246 210V211H247ZM250 210V209H249ZM248 210V212H249ZM146 211V209L144 210ZM177 211V210H176ZM243 211V210H242ZM157 212V211H155ZM182 212V211H181ZM198 212V211H197ZM200 212V211H199ZM198 212V213H199ZM259 212V211H258ZM148 213V212H147ZM159 213V212H158ZM176 213V212H175ZM185 213L187 211L185 210ZM190 214V212L188 211ZM194 213V212H193ZM247 213V212H246ZM253 213V212H252ZM154 214V213H153ZM162 215V213H160ZM192 214V212H191ZM190 214V215H191ZM210 214V213H209ZM250 212L248 213V215ZM156 215V213H155ZM173 215V213H172ZM183 215V214H182ZM189 215V216H190ZM195 215V214H192ZM204 215V214H203ZM245 215V214H244ZM243 215V216H244ZM251 215V214H250ZM247 217H251V216ZM253 215V214H252ZM163 216V215H162ZM167 216V215H166ZM184 216H188L187 214ZM197 216V214H196ZM225 216V215H224ZM230 217V215H228ZM226 218H229V217ZM256 216V215H255ZM141 217V216H139ZM153 217V216H152ZM156 217V216H154ZM153 217V219H155ZM161 217V216H160ZM165 217V215H164ZM177 216H173V218ZM185 220L188 219V217ZM223 217V216H222ZM244 216L243 219H245ZM253 217V216H252ZM257 217V216H256ZM162 218V217H161ZM172 218V216H171ZM178 218H180L178 216ZM177 218V219H178ZM190 218V217H189ZM199 218V217H198ZM224 217V221L226 219ZM157 219V218H156ZM155 219V220H156ZM170 219V217L168 218ZM168 219L158 220L166 221ZM181 219V218H180ZM191 219V218H190ZM196 219V218H194ZM247 219V218H246ZM253 219V218H252ZM251 219V220H252ZM157 220V221H158ZM182 220V219H181ZM248 220V219H247ZM250 220V219H249ZM169 221V220H168ZM174 221V220H173ZM179 221V220H178ZM183 221V220H182ZM188 221V220H187ZM212 222L211 220H209ZM229 221V219H228ZM231 221V220H230ZM237 228L232 227L235 231L237 230L233 239L235 241H241L243 239V234L245 229L249 226L245 222L241 221V218L237 217ZM168 223V222H166ZM165 223V224H166ZM174 223V222H173ZM183 223V222H182ZM213 223V222H212ZM211 223V224H212ZM228 223V222H224ZM155 224V223H154ZM164 224V225H165ZM229 224V223H228ZM227 224V226H228ZM158 222H156V225ZM163 226V224H161ZM170 225V224H169ZM177 227V223L175 222ZM181 225V224H180ZM251 225V224H250ZM255 225L256 224H252ZM159 226V227H158ZM157 228L160 229V225ZM168 227V225H166ZM165 226V227H166ZM200 226V225H199ZM198 226V227H199ZM222 226V225H221ZM225 226V225H224ZM230 226V224H229ZM181 227V226H180ZM196 227V226H194ZM164 228V226H163ZM172 228V227H171ZM181 228H184L182 226ZM180 228V231H181ZM162 229V228H161ZM166 229V228H164ZM173 229V228H172ZM257 230L259 228H256ZM170 230V228L168 229ZM188 230V228H187ZM186 230V231H187ZM201 230V227H200ZM227 230V229H226ZM240 230V232H238ZM253 230V229H252ZM165 231V230H164ZM184 231V230H182ZM180 233H183V232ZM203 231V229H202ZM229 231V230H228ZM160 232V231H159ZM158 232V233H159ZM174 232V231H173ZM251 232V231H250ZM249 232V233H250ZM254 233V231H252ZM163 233V232H162ZM165 233V232H164ZM176 233V232H175ZM230 233V232H229ZM171 234V233H170ZM255 234V233H254ZM262 234V233H261ZM160 235V233H159ZM162 235V234H161ZM165 235V234H164ZM163 235V236H164ZM174 235V233H172ZM171 235V236H172ZM184 235V234H183ZM182 235V236H183ZM203 235V234H202ZM168 236V235H167ZM166 236V237H167ZM181 236V237H182ZM250 236V235H249ZM255 236V235H254ZM259 236V235H258ZM162 237V236H161ZM175 237V236H173ZM192 237V235H191ZM165 238V237H163ZM176 238V237H175ZM174 238V239H175ZM179 238V237H178ZM188 238V237H187ZM248 238V237H246ZM255 238V237H254ZM258 238V237H257ZM256 238V239H257ZM167 239V238H166ZM170 239V238H169ZM183 239V238H181ZM218 239V238H217ZM164 240V239H162ZM168 240V239H167ZM166 240V241H167ZM211 240V239H210ZM244 240V239H243ZM242 240V241H243ZM251 240V239H250ZM249 240V241H250ZM258 240V239H257ZM183 241V240H182ZM216 241V239L214 240ZM165 240L163 241V243ZM171 243V240L169 241ZM168 242V245H169ZM173 242V241H172ZM178 242V241H177ZM180 242V240H179ZM196 242V241H195ZM194 242V244H195ZM238 242V243H239ZM187 243V242H186ZM213 243V242H212ZM244 243V242H243ZM255 243V242H249ZM261 243V242H260ZM165 244H167L165 242ZM184 244V242H183ZM193 244V245H194ZM200 244V243H199ZM215 244V243H214ZM264 244V243H262ZM172 245V243H171ZM169 245V246H171ZM219 245V244H218ZM218 248L219 252V247ZM244 245V244H243ZM242 245V247H243ZM247 245V244H246ZM199 246V245H198ZM201 246V244H200ZM210 246V245H208ZM240 246V244H239ZM248 246V245H247ZM187 248V246H185ZM195 247V246H194ZM197 247V246H196ZM205 247V245H204ZM223 247V246H222ZM231 247V246H229ZM227 247V248H229ZM209 251L211 252L208 255L214 254L212 253L211 246ZM257 248V247H256ZM168 249H170L168 251ZM200 249V248H199ZM250 250H253L249 248ZM226 250V249H225ZM228 250V249H227ZM234 250V249H231ZM235 250H240L235 248ZM167 251V252H166ZM189 251V250H187ZM191 251V250H190ZM215 251V248H214ZM213 251V252H214ZM223 251V250H222ZM246 251V250H245ZM201 251H198L200 254ZM224 252V251H223ZM256 250H254L255 256ZM264 252V251H262ZM261 252V253H262ZM207 255V252H205ZM232 252L231 254H233ZM245 253V252H244ZM229 254V253H228ZM236 254V253H235ZM238 254L243 256L241 252ZM257 254V252H256ZM247 255V254H246ZM258 255V254H257ZM200 256V255H199ZM205 256V255H204ZM225 256V255H224ZM227 256V255H226ZM237 256V255H236ZM233 257L237 258V257ZM259 256V255H258ZM264 256V255H261ZM252 257V256H250ZM226 258V257H225ZM249 258V257H248ZM254 258V257H253ZM252 258V260H253ZM257 258V257H255ZM211 259V258H210ZM259 259V258H258ZM209 260V259H208ZM206 260L205 262H207ZM212 260V259H211ZM213 260L214 257H213ZM223 260V259H222ZM225 260V259H224ZM238 260V259H237ZM251 260V258H250ZM261 260V259H260ZM259 260V263H260ZM227 261V259H226ZM232 261V260H231ZM245 261V259H244ZM209 262V261H208ZM236 262V260H235ZM256 264L257 260L254 261ZM213 263V261H212ZM215 263V262H214ZM237 263V262H236ZM206 264V263H205ZM210 264V262L208 263ZM225 264V262L223 263ZM247 264V262H246ZM253 264V263H252ZM262 264V263H261Z\"/></svg>",
	"mask_w": 264,
	"mask_h": 264
}]
</instances>
